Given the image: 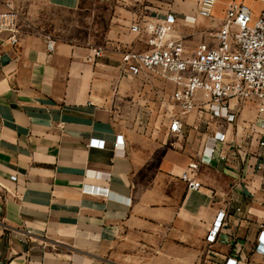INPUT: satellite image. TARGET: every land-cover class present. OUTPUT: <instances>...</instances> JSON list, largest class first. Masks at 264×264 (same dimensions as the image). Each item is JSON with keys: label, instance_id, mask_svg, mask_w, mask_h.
Masks as SVG:
<instances>
[{"label": "crops", "instance_id": "0c3cea01", "mask_svg": "<svg viewBox=\"0 0 264 264\" xmlns=\"http://www.w3.org/2000/svg\"><path fill=\"white\" fill-rule=\"evenodd\" d=\"M232 2L254 17L262 9L260 0H216L201 17L198 0H0V13L17 15L15 45L0 30V264H264L255 251L264 231L257 101H231L226 123L206 113L199 92L197 110L181 116L172 81L158 69L132 75L121 61L149 49L131 26L165 13L177 17L186 56L215 46L208 33ZM96 47L102 57L88 61ZM172 118L183 122L178 134ZM117 136L122 150L113 149ZM211 138L214 157L194 173L200 188L188 189L178 176Z\"/></svg>", "mask_w": 264, "mask_h": 264}, {"label": "built area", "instance_id": "2783aa9c", "mask_svg": "<svg viewBox=\"0 0 264 264\" xmlns=\"http://www.w3.org/2000/svg\"><path fill=\"white\" fill-rule=\"evenodd\" d=\"M260 2L262 9L256 17L244 3H230L218 32L208 33V36L214 38L216 45L200 43L190 56L184 54L181 39L174 35L177 22L175 15L165 13L161 22L147 23L143 29L138 23L134 24L131 26V32L145 33L149 49L144 52L123 53L122 66L132 75L153 69H158L164 74L175 86L170 99L179 108L181 116L197 110L199 92L202 93V104L206 113L218 121L223 119L226 123L234 122L235 110L230 106L233 100L248 101L254 98L258 104V113L264 115V0ZM215 3L216 0H198L197 14L210 17ZM16 17V12L9 6L6 11L0 13V30L11 34L8 38L11 45L17 42ZM184 20L189 23L194 21L191 17ZM46 49L53 51L52 40L47 41ZM102 54L103 48L96 47L87 60L93 62L102 57ZM182 127L181 118H172L169 133L178 134ZM261 127L264 128V125ZM208 140L209 144L203 147L199 161L190 163L187 170L178 176L188 189L200 188L194 173L200 164H210L214 157L216 140ZM89 146L103 149L104 141L91 140ZM123 146L122 136H117L113 149L122 150ZM11 179L15 180V177ZM90 191L100 193L95 188ZM224 217V211L218 212L206 235L205 241L209 244V251L210 246L217 240ZM255 251L264 255V231L257 237ZM225 264L240 262L228 257Z\"/></svg>", "mask_w": 264, "mask_h": 264}, {"label": "rangeland", "instance_id": "374dc122", "mask_svg": "<svg viewBox=\"0 0 264 264\" xmlns=\"http://www.w3.org/2000/svg\"><path fill=\"white\" fill-rule=\"evenodd\" d=\"M253 8H256V7H253Z\"/></svg>", "mask_w": 264, "mask_h": 264}]
</instances>
